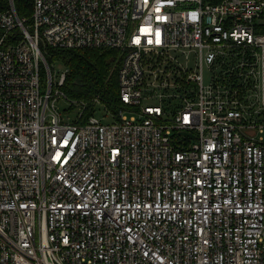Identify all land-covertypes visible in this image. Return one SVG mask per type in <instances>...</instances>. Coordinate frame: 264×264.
Listing matches in <instances>:
<instances>
[{"label":"built area","instance_id":"2783aa9c","mask_svg":"<svg viewBox=\"0 0 264 264\" xmlns=\"http://www.w3.org/2000/svg\"><path fill=\"white\" fill-rule=\"evenodd\" d=\"M42 46L117 53L113 121ZM0 264H264V0H7Z\"/></svg>","mask_w":264,"mask_h":264},{"label":"trees","instance_id":"16d2710c","mask_svg":"<svg viewBox=\"0 0 264 264\" xmlns=\"http://www.w3.org/2000/svg\"><path fill=\"white\" fill-rule=\"evenodd\" d=\"M217 2L219 0H204ZM21 16H29L32 0H15ZM7 0H0V10ZM49 63L61 62L69 68L64 89L78 101L87 102L86 113L94 110L98 98L108 109H115L118 101L117 53L112 49H58L42 46Z\"/></svg>","mask_w":264,"mask_h":264},{"label":"rangeland","instance_id":"374dc122","mask_svg":"<svg viewBox=\"0 0 264 264\" xmlns=\"http://www.w3.org/2000/svg\"><path fill=\"white\" fill-rule=\"evenodd\" d=\"M60 68V71H63V67H59ZM209 77H210V74H209V70L207 67H205V80L208 81L209 80ZM95 102V98L93 99L92 103ZM70 102L67 101V100H64V99H60L58 101V106H59V110L61 111L63 117L65 119L69 118L71 120H75L76 119V116H77V113L79 111V106L77 108H75L74 110L72 111H69V112H66V110L70 107ZM96 117L102 119L103 121L105 122H111L113 121V115H111L110 113H108L106 111V108H105V105L103 103H98L94 109V112H93Z\"/></svg>","mask_w":264,"mask_h":264}]
</instances>
